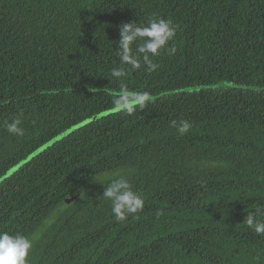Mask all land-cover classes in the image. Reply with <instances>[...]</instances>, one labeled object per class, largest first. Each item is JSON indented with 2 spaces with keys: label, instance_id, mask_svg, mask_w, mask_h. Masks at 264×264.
Segmentation results:
<instances>
[{
  "label": "trees",
  "instance_id": "obj_1",
  "mask_svg": "<svg viewBox=\"0 0 264 264\" xmlns=\"http://www.w3.org/2000/svg\"><path fill=\"white\" fill-rule=\"evenodd\" d=\"M152 18L173 21L175 55L125 78L154 103L115 112L119 26ZM57 135L0 182L28 264H264L243 223L264 205V0H0V177ZM94 174L128 178L143 211L117 221L103 184L78 193Z\"/></svg>",
  "mask_w": 264,
  "mask_h": 264
},
{
  "label": "clouds",
  "instance_id": "obj_2",
  "mask_svg": "<svg viewBox=\"0 0 264 264\" xmlns=\"http://www.w3.org/2000/svg\"><path fill=\"white\" fill-rule=\"evenodd\" d=\"M177 28L173 21L165 18H152L146 24L136 21L124 22L119 26L118 47L115 55L119 64L110 73L111 83L119 85V94L113 99V110L133 115L154 103V98L147 92L131 90L126 82L130 72L144 69L147 73L155 72L160 65L154 59L166 52L175 55L176 48L170 46L176 36ZM23 113L3 124L4 130L12 136H23ZM180 135L188 133L192 124L188 120L173 119L170 124ZM93 179L103 184V199L111 202V210L117 221H124L130 214L142 212L144 197L134 190L129 179L123 175L112 178L94 174ZM243 223L258 235H264V205H259L254 212H248ZM33 246V238L21 233L0 231V264H28V257Z\"/></svg>",
  "mask_w": 264,
  "mask_h": 264
},
{
  "label": "water",
  "instance_id": "obj_3",
  "mask_svg": "<svg viewBox=\"0 0 264 264\" xmlns=\"http://www.w3.org/2000/svg\"><path fill=\"white\" fill-rule=\"evenodd\" d=\"M105 113V112H103ZM102 113V114H103ZM95 119V117H93ZM82 124V123H81ZM62 135H57L55 137H53L52 139H50L49 141H47L46 143H44L43 145H41L40 147H38L37 149H35L33 152L29 153L28 156L24 159H22L20 162H18L17 164H15L14 166H12L9 170H7L1 177H0V182H2L5 178H7L8 176H10L11 174H13L19 167H21L23 164H25L29 159H31V157L35 156L36 154H38L40 151H42L43 149H45L46 147H48L49 145H51L54 141H56L57 139L62 138ZM75 198V196L66 198L65 201L66 202H70Z\"/></svg>",
  "mask_w": 264,
  "mask_h": 264
},
{
  "label": "rangeland",
  "instance_id": "obj_4",
  "mask_svg": "<svg viewBox=\"0 0 264 264\" xmlns=\"http://www.w3.org/2000/svg\"><path fill=\"white\" fill-rule=\"evenodd\" d=\"M97 176L103 177V176H101V175H97ZM91 180H93V179H91ZM91 180H89L88 182H90ZM98 182H99V181L91 182V183H86V184H84L83 186L78 187V188H77V192H78V193H82V192L85 191V188H86L87 186H88V187H91L92 185H95V184L98 183Z\"/></svg>",
  "mask_w": 264,
  "mask_h": 264
}]
</instances>
